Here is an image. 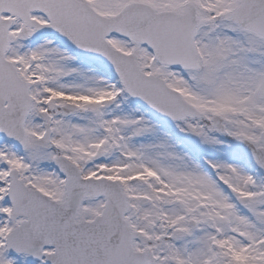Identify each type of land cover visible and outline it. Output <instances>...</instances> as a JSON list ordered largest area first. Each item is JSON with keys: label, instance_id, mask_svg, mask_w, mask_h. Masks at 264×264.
I'll return each instance as SVG.
<instances>
[{"label": "snow or ice", "instance_id": "1", "mask_svg": "<svg viewBox=\"0 0 264 264\" xmlns=\"http://www.w3.org/2000/svg\"><path fill=\"white\" fill-rule=\"evenodd\" d=\"M0 264H264V0H0Z\"/></svg>", "mask_w": 264, "mask_h": 264}]
</instances>
